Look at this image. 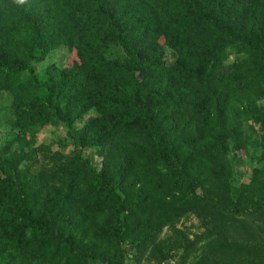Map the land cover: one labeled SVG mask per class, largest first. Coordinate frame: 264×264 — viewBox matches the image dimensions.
I'll return each instance as SVG.
<instances>
[{
	"label": "trees",
	"instance_id": "16d2710c",
	"mask_svg": "<svg viewBox=\"0 0 264 264\" xmlns=\"http://www.w3.org/2000/svg\"><path fill=\"white\" fill-rule=\"evenodd\" d=\"M0 92L74 148L28 180L0 150V264L141 260L188 213L218 220L190 264H264V171L233 187L225 146L252 123L264 152V0H0Z\"/></svg>",
	"mask_w": 264,
	"mask_h": 264
},
{
	"label": "rangeland",
	"instance_id": "374dc122",
	"mask_svg": "<svg viewBox=\"0 0 264 264\" xmlns=\"http://www.w3.org/2000/svg\"><path fill=\"white\" fill-rule=\"evenodd\" d=\"M166 53L167 60H171L173 52L166 50ZM68 57L69 53L64 48H58L52 51L45 61L36 64L34 72L39 78H43L46 67L53 64L64 65ZM11 103V94L0 92V150L2 149L4 154L7 153V157H15L20 180H28L40 171H53L74 155L72 144H68L64 149L58 146V140L64 133L62 129L50 126L34 136H20L19 131L11 126L13 119ZM86 119L87 116L77 124V127H81ZM257 140V128L254 124L248 123L243 125L241 148L238 147L236 138L226 141V156L232 170L230 183L233 187L248 183L256 171H264V152L257 146ZM6 145L9 146L8 152L5 149ZM83 155L89 157L94 165L99 166L101 157L95 156L92 149L83 151ZM217 221L204 224L196 214L188 213L175 223L174 230L163 228L156 242L159 244L155 254L148 251L141 260L132 259L129 255L125 264H190L207 251L209 233L213 232ZM251 222L259 224L260 220L254 218ZM221 239L223 240V237ZM174 242H178V248L167 253ZM158 251L159 254H156Z\"/></svg>",
	"mask_w": 264,
	"mask_h": 264
}]
</instances>
